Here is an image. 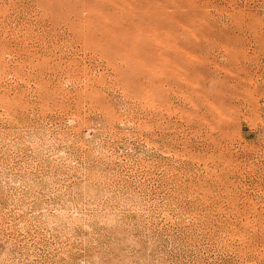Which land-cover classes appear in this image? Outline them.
I'll list each match as a JSON object with an SVG mask.
<instances>
[{"label": "rangeland", "instance_id": "obj_1", "mask_svg": "<svg viewBox=\"0 0 264 264\" xmlns=\"http://www.w3.org/2000/svg\"><path fill=\"white\" fill-rule=\"evenodd\" d=\"M0 264H264V0H0Z\"/></svg>", "mask_w": 264, "mask_h": 264}]
</instances>
